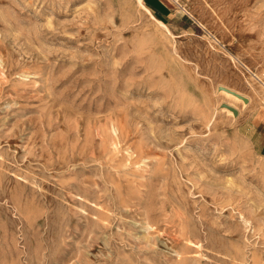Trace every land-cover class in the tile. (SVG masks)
<instances>
[{"label": "rangeland", "instance_id": "1", "mask_svg": "<svg viewBox=\"0 0 264 264\" xmlns=\"http://www.w3.org/2000/svg\"><path fill=\"white\" fill-rule=\"evenodd\" d=\"M142 4L0 0V264H264V0Z\"/></svg>", "mask_w": 264, "mask_h": 264}, {"label": "bare ground", "instance_id": "2", "mask_svg": "<svg viewBox=\"0 0 264 264\" xmlns=\"http://www.w3.org/2000/svg\"><path fill=\"white\" fill-rule=\"evenodd\" d=\"M136 3L137 4H139L140 5V7H142V8H144L148 13H149V15L151 16V17H153L154 18V16H153V14L150 12V10L148 9V8H146L145 6H144V4H142V0H136ZM155 19V18H154ZM159 24H162V22L161 21H159L158 22ZM225 94H227V95H231V97H233L234 99H240V97H238V96H236V95H232V94H230V93H228V92H225ZM241 94V93H240ZM232 98V99H233ZM67 166H68V164H67ZM66 167V166H65ZM67 168V167H66Z\"/></svg>", "mask_w": 264, "mask_h": 264}, {"label": "water", "instance_id": "3", "mask_svg": "<svg viewBox=\"0 0 264 264\" xmlns=\"http://www.w3.org/2000/svg\"><path fill=\"white\" fill-rule=\"evenodd\" d=\"M233 110V109H232ZM235 112V110H233Z\"/></svg>", "mask_w": 264, "mask_h": 264}]
</instances>
